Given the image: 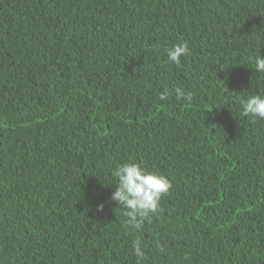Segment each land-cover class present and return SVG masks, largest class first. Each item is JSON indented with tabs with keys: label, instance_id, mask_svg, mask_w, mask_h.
<instances>
[{
	"label": "trees",
	"instance_id": "16d2710c",
	"mask_svg": "<svg viewBox=\"0 0 264 264\" xmlns=\"http://www.w3.org/2000/svg\"><path fill=\"white\" fill-rule=\"evenodd\" d=\"M258 55L264 0H0V264H264ZM129 161L171 183L139 228Z\"/></svg>",
	"mask_w": 264,
	"mask_h": 264
},
{
	"label": "clouds",
	"instance_id": "9594fccd",
	"mask_svg": "<svg viewBox=\"0 0 264 264\" xmlns=\"http://www.w3.org/2000/svg\"><path fill=\"white\" fill-rule=\"evenodd\" d=\"M189 53L188 44H176L167 50L170 63L180 64L181 57ZM255 70L264 72V57L258 55L254 59ZM169 95L167 88L160 94L159 99L165 100ZM177 100L191 101L192 93L185 92L182 88L175 89ZM241 109L244 116L264 119V95H252L241 100ZM116 185L111 194V200L119 207L125 209L126 223L132 228H139L144 220L158 213L163 195L171 188L170 181L157 172L148 171L135 162L121 164L113 173ZM105 205H96L97 212H103ZM135 256L143 260L145 253L142 251L140 240L133 244Z\"/></svg>",
	"mask_w": 264,
	"mask_h": 264
}]
</instances>
